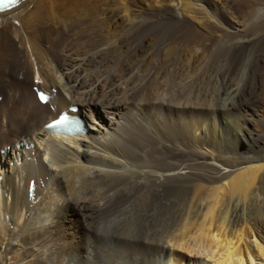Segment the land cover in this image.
Instances as JSON below:
<instances>
[{"label":"bare ground","instance_id":"obj_1","mask_svg":"<svg viewBox=\"0 0 264 264\" xmlns=\"http://www.w3.org/2000/svg\"><path fill=\"white\" fill-rule=\"evenodd\" d=\"M169 25L190 39L167 46L159 36ZM239 57L264 71V0H22L0 13V264H264V144L255 126L264 101L251 86V101L238 98ZM208 62L212 74L201 72ZM193 71L196 102L206 94L205 106L242 104L246 155L205 150L192 168L171 147L167 165L132 164L141 156L130 146L133 111ZM34 87L50 101L40 103ZM70 106L86 132L45 128Z\"/></svg>","mask_w":264,"mask_h":264},{"label":"rangeland","instance_id":"obj_2","mask_svg":"<svg viewBox=\"0 0 264 264\" xmlns=\"http://www.w3.org/2000/svg\"><path fill=\"white\" fill-rule=\"evenodd\" d=\"M172 25H169L166 28L161 29V33L159 38L165 39L164 37L168 36L169 38L166 40V45L168 44H179L185 40L190 39L191 37L188 33L187 28H183L182 31H175V29L171 27ZM166 27V26H165ZM171 27V28H169ZM166 30V31H165ZM186 30V31H185ZM164 31V33H163ZM167 32V33H166ZM175 34H174V33ZM178 32V34H177ZM181 34V35H180ZM185 34V35H184ZM173 35V36H172ZM177 35V36H176ZM162 36V37H161ZM183 36V37H182ZM187 36V37H186ZM172 38V39H171ZM175 38V39H174ZM183 38V39H182ZM178 39V40H176ZM181 39V40H180ZM180 41V42H179ZM174 42V43H173ZM176 42V43H175ZM179 42V43H178ZM167 46H163L162 50L165 51L167 49ZM240 58V57H239ZM224 59V62H223ZM239 60V61H238ZM236 60L235 64H239L238 68L235 71V76H233V79L240 82V89L237 92L236 95L238 98L242 97L243 100L251 101L254 97V95L257 94L258 97H256L258 100V104L264 101V93L259 91V81L262 82L261 77H263L264 71H258V67H256V73L253 72V68H245L244 62L241 63L242 58ZM223 64H226L228 62L227 58L222 57L221 59ZM211 62V61H210ZM210 62L207 63V65L201 70L206 71L208 74H212L213 71H216L217 66L210 64ZM221 63V62H220ZM242 68H241V66ZM213 67V68H210ZM210 69V72H209ZM213 69V70H212ZM246 70V71H245ZM248 70V72H247ZM251 72V74H250ZM259 72V73H258ZM253 73V74H252ZM244 74V75H243ZM260 74V75H259ZM22 75V74H20ZM200 75V71H193L188 73L187 75H184L180 79L176 80L174 82L175 85L172 86V92L171 89L166 92V97H158L159 100H146L141 102L144 104L142 107H138L135 111H133V118L135 123L131 124L130 130H129V138L130 143L129 145L132 146L131 150L138 153L141 156L136 157L132 164L135 163V160H137L136 165H144V166H150L161 164L164 160V165H167L168 161V153L169 148L173 147L175 149L176 153L178 154L177 159H180L181 161H188V163L185 164L186 167H196L195 163L198 161V156L200 153L204 152L205 150H213L215 151V154L217 156L223 157L221 159L229 160L234 159V156H245L244 153L246 150L243 147V144L245 143L244 136L239 133L238 130L242 126V120L240 121L241 117L240 114L237 113L238 110H244L242 109L241 105H233L234 109L230 106L227 107V111L222 109V107L219 106H205L207 95L202 94L201 95V101H195V93L197 88V77ZM243 75V76H242ZM259 75V76H258ZM187 76V78L185 77ZM254 76V78H253ZM236 77V78H235ZM15 78L17 79V76L15 75ZM186 78V80H185ZM240 80H239V79ZM18 80V79H17ZM20 80H22L20 78ZM19 82H23L20 81ZM184 82H183V81ZM189 80V81H188ZM251 80V82H250ZM179 81V82H178ZM164 82H160L158 87H164ZM182 83V84H181ZM185 83H188L187 85ZM178 84V85H177ZM184 85V88H182ZM192 84V85H190ZM196 84V85H195ZM250 84V85H249ZM202 87H204V83L201 84ZM149 86V85H148ZM146 86L142 89L140 92V98L144 99L146 92L149 91V87ZM182 86V87H181ZM187 86V87H186ZM191 86V88H189ZM251 86L252 90L256 93L251 96L249 95V91L247 87ZM258 86V87H257ZM176 87V88H175ZM146 88V89H145ZM194 88V89H193ZM243 88V89H242ZM193 89V90H192ZM208 92V89L205 88ZM245 89V90H244ZM191 91V92H190ZM259 91V92H258ZM0 93L4 94L6 96V93L4 91L0 90ZM55 93V91H54ZM242 93V94H240ZM259 93V94H258ZM0 94L1 96H4ZM169 94V95H168ZM176 94V95H174ZM172 95V96H171ZM4 96V98H5ZM262 96V97H261ZM171 97V98H170ZM248 97V98H247ZM174 98V99H173ZM178 98V99H177ZM180 98V99H179ZM184 98V99H183ZM189 98V100H188ZM166 99V100H165ZM169 99V100H168ZM204 101H203V100ZM162 100V101H161ZM174 100V101H173ZM192 100L193 103H189ZM255 100V101H256ZM263 100V101H262ZM160 101V102H159ZM179 101V102H177ZM261 101V102H260ZM138 101H136L135 104H137ZM146 102V103H145ZM163 102V103H162ZM170 102V103H169ZM175 102V103H174ZM182 102V104H181ZM162 103V104H161ZM165 103V104H164ZM178 103V104H176ZM187 103V105H186ZM147 105V106H146ZM158 105V106H157ZM162 105V106H161ZM164 105V106H163ZM166 105V106H165ZM173 105V106H172ZM177 105V106H176ZM178 105H180L179 108ZM184 105V106H183ZM201 105V106H200ZM188 106V107H187ZM187 107V108H185ZM195 107V108H193ZM198 107V108H197ZM142 108V109H140ZM165 108V109H164ZM202 108V109H200ZM208 108V109H206ZM214 108V109H213ZM218 108V109H217ZM140 109V110H139ZM147 109V110H146ZM176 109V110H175ZM180 109V110H179ZM186 109V110H185ZM193 109V110H191ZM195 109V110H194ZM205 109V110H203ZM236 109V110H235ZM144 110V111H143ZM166 110V111H165ZM209 110V111H208ZM213 110V111H212ZM235 110V111H234ZM141 111V112H140ZM150 111V112H149ZM161 111V112H160ZM188 111V112H187ZM206 111V112H205ZM218 111V112H217ZM138 112V113H137ZM140 112V113H139ZM178 112V113H177ZM137 115H136V114ZM175 113V114H174ZM191 113V114H190ZM197 113V114H196ZM201 113V114H200ZM217 113V114H216ZM233 113V114H232ZM237 113V114H236ZM258 113L263 115V112L261 110L258 111ZM161 114V115H160ZM163 114V115H162ZM180 114V115H179ZM184 116H183V115ZM135 115V116H134ZM170 115V116H169ZM196 115V116H195ZM141 117V118H140ZM175 117V118H174ZM191 117V118H190ZM215 117V118H214ZM136 118V119H135ZM183 118V119H182ZM211 118L212 121H211ZM217 118V119H216ZM185 119V120H184ZM226 121H225V120ZM261 121L257 124L255 123V126L257 128V133L259 134L258 139L259 141L264 144V115L263 118H260ZM140 120V121H138ZM182 120V121H181ZM224 120V121H223ZM167 121V122H165ZM209 121V122H208ZM206 122V123H204ZM218 122V123H217ZM221 122V123H220ZM228 122V123H227ZM141 123V124H140ZM209 123V124H208ZM227 123V124H226ZM233 123V124H232ZM134 124V125H133ZM138 124V125H137ZM177 124V125H176ZM203 124V125H201ZM141 125V126H140ZM192 125V127H191ZM205 125V126H204ZM212 125V126H211ZM222 125V126H221ZM204 126V127H202ZM207 126V127H206ZM254 126V127H255ZM261 126V127H260ZM197 127V129H195ZM194 128V129H193ZM205 128V129H204ZM134 129V130H133ZM148 129V130H147ZM186 129V130H185ZM200 129V130H199ZM234 129V130H233ZM207 130V132H206ZM213 130V131H212ZM238 130V131H237ZM254 131V133L256 132ZM159 132V133H158ZM198 132V133H197ZM200 132V133H199ZM206 132V133H205ZM231 132V133H230ZM150 133V134H149ZM197 133V134H196ZM204 133V134H203ZM141 134V135H140ZM137 135V136H136ZM196 135V136H194ZM213 135V136H212ZM216 135V136H215ZM208 136V137H207ZM212 136V137H211ZM215 136V137H214ZM158 137V138H157ZM233 139H232V138ZM148 138V139H147ZM191 138V139H190ZM201 138V139H200ZM219 138V139H218ZM231 138V139H230ZM237 138V139H236ZM204 141H203V140ZM213 139V140H212ZM235 139V140H234ZM243 139V140H242ZM154 140V141H153ZM183 140V141H182ZM216 140V141H215ZM228 142H227V141ZM237 140V141H236ZM202 141V142H201ZM211 141V142H209ZM223 141V142H222ZM235 141V142H234ZM133 142V143H132ZM205 142V143H204ZM219 142V143H218ZM154 143V144H153ZM196 143V144H195ZM230 143L232 145H230ZM208 144V145H207ZM223 144V145H222ZM174 145V146H173ZM203 145V146H202ZM217 147H216V146ZM222 145V146H221ZM237 145V146H236ZM128 146V147H130ZM164 146V147H163ZM196 146V147H195ZM209 146V147H208ZM145 147V148H144ZM195 147V148H194ZM199 147V149L197 148ZM212 147V148H211ZM216 147V148H214ZM234 147V148H233ZM134 148V149H133ZM143 151H142V149ZM166 148V149H165ZM197 148V149H196ZM222 150H221V149ZM146 149V150H145ZM165 149V150H164ZM201 149V150H200ZM216 149V150H215ZM235 149V150H234ZM239 149V154L237 153V150ZM161 150V151H160ZM229 150V151H228ZM142 151V152H141ZM219 151V152H217ZM223 151V152H222ZM164 152V153H163ZM194 152V153H193ZM230 152V153H229ZM233 152V153H232ZM146 153V155H144ZM162 153V154H160ZM219 153V154H218ZM225 153V154H224ZM150 154V155H149ZM155 154V155H154ZM159 154V156H158ZM164 154H166L164 156ZM234 154V155H233ZM152 155V156H151ZM154 155V156H153ZM198 155V156H195ZM222 155V156H221ZM144 157V158H143ZM152 157V158H151ZM164 157V158H163ZM235 157V158H236ZM148 158V159H147ZM157 158V160H156ZM161 158V159H160ZM147 159V160H146ZM153 160V161H152ZM151 161V162H150ZM160 161V162H159ZM139 162V163H138ZM143 164H142V163ZM153 162V163H152ZM159 162V163H158ZM145 163V164H144ZM147 163V164H146ZM157 163V164H156ZM166 163V164H165ZM185 200V199H183ZM182 205L180 207H177V210L180 211L182 208ZM77 236H73V240H76ZM87 237V236H86ZM188 264V262L184 263Z\"/></svg>","mask_w":264,"mask_h":264},{"label":"snow or ice","instance_id":"obj_3","mask_svg":"<svg viewBox=\"0 0 264 264\" xmlns=\"http://www.w3.org/2000/svg\"><path fill=\"white\" fill-rule=\"evenodd\" d=\"M12 2H13V3H15V2H16V0H12Z\"/></svg>","mask_w":264,"mask_h":264}]
</instances>
